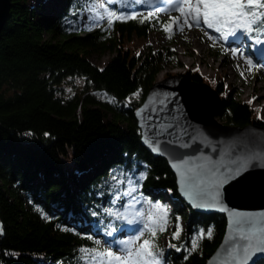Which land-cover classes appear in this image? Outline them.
<instances>
[{"label": "trees", "instance_id": "trees-1", "mask_svg": "<svg viewBox=\"0 0 264 264\" xmlns=\"http://www.w3.org/2000/svg\"><path fill=\"white\" fill-rule=\"evenodd\" d=\"M91 7L92 0H62L46 16L43 1L31 7L29 0H12L0 38V264H84L79 249L99 246L77 233L95 238L105 233L103 210L112 207L110 177L129 159L148 172L140 182L143 194L166 191L182 207L173 214L189 212L183 239L172 240L181 250L171 248L167 264H206L225 235L226 216L195 212L181 199L167 160L142 146L135 117L164 64L179 65L177 53L170 47L150 48L143 55L126 50L125 39L147 38L153 29L168 35L155 20L141 23L139 18L84 26V13L95 17ZM174 37L168 38L169 45ZM94 51L116 54L99 68L89 59ZM183 76L206 83L198 71L187 70ZM76 78L83 81V93L60 96L59 86ZM212 87L223 101L218 114L222 122L264 125L250 104L225 97L218 83ZM200 228H211L213 235H205L188 252V238Z\"/></svg>", "mask_w": 264, "mask_h": 264}, {"label": "snow or ice", "instance_id": "snow-or-ice-1", "mask_svg": "<svg viewBox=\"0 0 264 264\" xmlns=\"http://www.w3.org/2000/svg\"><path fill=\"white\" fill-rule=\"evenodd\" d=\"M163 2L164 7L161 8L155 6L157 0H129L127 3L120 0L119 6L117 0H92V7L89 10L95 13V17L87 16V19L92 20L96 26H99L97 20H105L108 25L116 20L132 18H139L141 23L155 20L169 39L177 30L182 32L186 26L191 29L206 25L207 29H214L218 34L206 33L215 42L213 47L221 44L233 57L242 58L250 71L253 67L264 68V64H257L253 59L255 56L264 60V0H163ZM137 8L141 10L138 11ZM173 11L178 14L170 15L167 21L160 19L161 13ZM151 43L149 41V44ZM247 49L255 51L250 55ZM139 54L138 52L137 55ZM138 94L133 93V97ZM164 95L172 96L171 93ZM133 97L127 99L131 101ZM141 114L142 111L138 110V115ZM260 118L264 119V116ZM160 119L162 118L159 116H148V120L153 122L149 129L151 138L147 133H142V139L154 152L169 156L171 166L178 175L179 191L192 205L206 209L220 208L228 212L231 239L225 241L227 245L224 253L225 264H249L257 254H261L257 259L264 258V219L252 212L236 208L229 210L223 200V189L226 185H239L247 179L244 174L249 169L264 166L260 163L264 162V137L251 136L233 144L229 151L223 153L227 163L223 161L218 163L211 156H205L201 152L200 144L196 143V138L186 129L170 131L177 127L175 117L173 123L167 126L155 123ZM183 136H188L192 143L185 142ZM183 149L201 154L187 155ZM121 163L124 167L113 171L110 177L111 184L108 185L112 207L103 210L105 235L110 239L102 243L90 233H77L87 236L90 240L94 239L95 244L99 246L81 247L80 259L84 264H167L163 255L165 249L158 243V234L167 231L169 209L158 200L144 199V194L140 191L142 187L140 182L147 179L148 172L141 170L143 166L131 159ZM167 191L171 192L173 189ZM99 195L105 193L101 192ZM145 203L149 204L148 209L142 207ZM93 215L99 213L93 212ZM45 218H48L46 214ZM117 222L134 225L135 227L129 230L136 234L117 242L113 236L121 226ZM3 231L0 225V232ZM71 231L77 232L75 228ZM182 232L183 226L177 215L168 241L169 248L181 250V246L172 240H182ZM205 235L208 238L212 237L211 228L207 232L200 228L189 236L190 247L187 251H195L199 247L198 241Z\"/></svg>", "mask_w": 264, "mask_h": 264}, {"label": "water", "instance_id": "water-1", "mask_svg": "<svg viewBox=\"0 0 264 264\" xmlns=\"http://www.w3.org/2000/svg\"><path fill=\"white\" fill-rule=\"evenodd\" d=\"M12 0H0V38L7 22L10 18ZM165 93H171L172 96L165 97ZM171 101V102H166ZM222 98L218 92L207 83H196L188 80L184 76H174L163 83L154 84L149 90L145 100L135 111L137 125L141 133V144L152 155L167 160L171 170L178 180V175L168 155L159 154L142 139V133H147L151 138L149 131L152 121L148 120V116H159L162 119L155 123H163L167 126L173 123V117L177 127L170 131L178 132L180 128H184L188 133L196 138V143L200 144L201 152L205 156H211L218 163L223 161L227 163L223 153L229 151L233 144H237L241 140H246L251 136L264 137V125H246L232 126L222 124L217 121L218 114L222 107ZM154 109L160 111H153ZM162 109V110H161ZM138 110L142 111L138 115ZM143 125V127H142ZM185 142L192 143L188 136H183ZM195 147V144H193ZM215 149V151L213 150ZM187 155H200L201 153H193L190 149H183ZM264 164V162H260ZM247 179L239 185L228 186L223 189V200L227 208L239 209L241 211L252 212L264 219V166H257L249 169L244 174ZM179 189V188H178ZM181 199L195 212L203 214H224L227 219V227L222 242L208 259L206 264H225V244L226 240H230L229 232V214L220 208H198L179 191ZM0 225L3 224L0 220ZM4 231L0 232V238L3 237ZM257 254L253 256L249 264H258L264 258L257 259Z\"/></svg>", "mask_w": 264, "mask_h": 264}, {"label": "rangeland", "instance_id": "rangeland-1", "mask_svg": "<svg viewBox=\"0 0 264 264\" xmlns=\"http://www.w3.org/2000/svg\"><path fill=\"white\" fill-rule=\"evenodd\" d=\"M41 1L45 2L46 16L50 15V12L53 9L59 8L62 3V0H29V5L31 7H35L41 4ZM159 2L157 0L155 6L161 8L164 7L163 0H159ZM37 13L40 14V12ZM171 14L177 15L178 13L175 11L171 13L163 12L160 15L166 18ZM40 16L45 19L43 15ZM87 16L90 15L88 13L83 14L82 24H84V26H89L92 22V20L87 19ZM209 32L212 35H218L214 29H207L206 25H203L200 28L192 27L191 29L186 26L182 32L177 30L174 33L175 37L173 42L169 45L168 38L159 30L153 29L147 38L132 37L130 39H125V49L136 54L139 52L141 55L147 53L150 48L155 51L162 50L166 47L174 49L178 56L179 65L176 66L168 62L165 63L163 69L157 75V79L154 84L163 83L167 79L174 76H183L187 70L198 71L204 77L208 85L212 86L217 83L220 84V86L226 91L225 97L230 95L238 100L250 104V106L255 110L258 119L261 122H264V119L260 118L261 116H264V98H260L261 95H264V68L253 67L250 71L249 66L242 58L233 57L230 52L226 51V49L221 46V44H216V46L213 47L212 45L215 42L210 39L209 35L206 34ZM149 41L152 43L149 44ZM223 43L227 44V42ZM247 51L251 55L253 49H247ZM115 54L116 51H106L101 53L94 51L90 53L89 59L94 65L99 68H103L110 62ZM253 59L257 64H264V60L259 61V59H256L255 56ZM237 65H239V67H237ZM241 73H243V75H241ZM82 86L83 81L81 79H68L65 80L61 86H59L58 92L60 96L70 98L74 95H81L83 93V91H81ZM99 96L102 99L111 101V98L105 94H100ZM253 97H255V99H253ZM217 121L225 124L219 119V117H217ZM85 179L86 176H82L79 181L83 184L85 183ZM149 193L152 194L155 199H152V196L149 195ZM149 193L144 194V199L146 201L158 200L169 209V223L167 225V231L160 232L158 234L159 246L165 249L163 255L166 257L171 249L168 247V241L171 238V232L174 229V218H172V216H177L175 215L176 213L173 214V211L179 210L182 207L181 204L173 199L166 191L160 192L158 190H150ZM142 207L144 209H148L149 204L145 203ZM185 216H189L188 211L185 212V215L181 213L179 216L180 222L183 226V232L186 228ZM117 223L121 225L117 229V232L113 233L117 242L136 234L135 232L129 230L130 228H134V225H128L127 222ZM98 239H100L103 243L104 240L110 238L106 237L105 233H100Z\"/></svg>", "mask_w": 264, "mask_h": 264}, {"label": "bare ground", "instance_id": "bare-ground-1", "mask_svg": "<svg viewBox=\"0 0 264 264\" xmlns=\"http://www.w3.org/2000/svg\"><path fill=\"white\" fill-rule=\"evenodd\" d=\"M158 2H159V0H158ZM160 3V2H159ZM255 51V49H253V52ZM256 59H259V58H257V57H255ZM261 59H259V61H260ZM260 98L262 99V98H264V95H261L260 96Z\"/></svg>", "mask_w": 264, "mask_h": 264}]
</instances>
